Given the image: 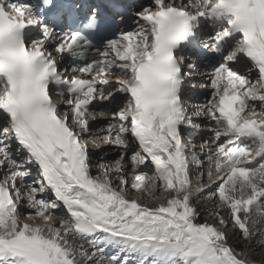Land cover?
I'll use <instances>...</instances> for the list:
<instances>
[{"label":"snow or ice","instance_id":"obj_1","mask_svg":"<svg viewBox=\"0 0 264 264\" xmlns=\"http://www.w3.org/2000/svg\"><path fill=\"white\" fill-rule=\"evenodd\" d=\"M89 143L119 150L95 175ZM256 248L264 0H0V264H264Z\"/></svg>","mask_w":264,"mask_h":264},{"label":"bare ground","instance_id":"obj_2","mask_svg":"<svg viewBox=\"0 0 264 264\" xmlns=\"http://www.w3.org/2000/svg\"><path fill=\"white\" fill-rule=\"evenodd\" d=\"M207 75H195L191 78V80L189 81V86L188 87H191L192 83H195L196 84V87L194 89H191L190 91H188V95L185 94V98H186V102H187V106L189 109H192V107L196 104H201L204 102V99H205V96H207V91H209V89H204V88H201L200 87V83H207L206 82V77ZM117 96H119V94H117ZM123 102V98H119L117 101H116V104H119ZM61 109H63L64 105L61 104ZM113 107H115V105H113ZM104 119L101 118L100 120L98 121H90L91 125H92V134H96V135H99V136H104L106 135V132H103V131H99V128L100 126L104 123ZM206 127L209 126V125H205ZM205 128V127H204ZM203 128V129H204ZM200 132V133H197L195 134L192 139L196 142V143H199L202 139H207L210 135H209V130H203ZM187 134L186 130H185V135ZM101 146L95 150H97V152H92L93 153V156H92V161H93V169L92 171L95 172L97 171L96 167H95V162L98 163V162H108V161H111L113 159H115L118 155H119V151L116 152V150H113V147H111L110 145H107V144H103L101 143L100 144ZM189 147V150L190 151H198L197 148L193 147L192 144H189L188 145ZM93 148H96V147H89V150L91 152V149ZM190 163L192 164V167H193V171H195V162L193 161H190ZM193 183L195 184L196 181L193 180ZM130 198H138V197H130ZM162 198V196H161ZM160 198V199H161ZM160 199L159 200H153V201H147V200H143L141 201V203H149L153 206H155L156 204H159L160 203ZM197 206L200 207L201 209V212H202V215L200 217L201 221L203 220H208L209 222H213L212 221V217L211 216H208L207 213H206V209L207 208H210L211 205L210 204H207L205 201H197ZM229 235L231 236L232 233L231 231L229 232ZM241 245V247L243 246V243H239ZM239 244L236 245V247H239ZM264 253V251H261L259 248H256L255 250V253L254 255L256 254H262Z\"/></svg>","mask_w":264,"mask_h":264},{"label":"rangeland","instance_id":"obj_3","mask_svg":"<svg viewBox=\"0 0 264 264\" xmlns=\"http://www.w3.org/2000/svg\"><path fill=\"white\" fill-rule=\"evenodd\" d=\"M208 90V89H207ZM210 92H211V90L209 89V91H207V95L208 94H210ZM206 97L207 96H205V99H206ZM205 99H204V102H205ZM187 103V102H186ZM120 106H123V102H121L120 103ZM205 128L203 129V130H209V135H211V131H210V126H204ZM191 131V130H190ZM186 132H188V131H186ZM187 135V134H186ZM101 137H103V136H101ZM92 145H91V143H89V147H91ZM101 146V145H100ZM112 147V146H111ZM95 149H97V148H93V149H91V152H97V150H95ZM113 150H116V152L117 151H119L118 149H115V148H113ZM97 163L95 162V165H96ZM93 174L95 175V174H97V171H95V172H93ZM166 195V194H165ZM147 201H153V200H147ZM154 202V201H153ZM161 202H163V196H162V198L160 199V203ZM149 204V203H148ZM239 246L241 247V245L239 244ZM237 248H239V247H237ZM253 259H255V260H260V259H262V258H264V253H262V254H256V255H254L253 254V257H252Z\"/></svg>","mask_w":264,"mask_h":264}]
</instances>
